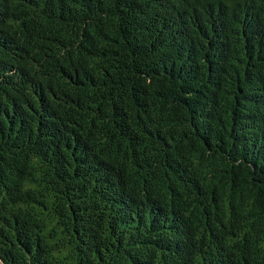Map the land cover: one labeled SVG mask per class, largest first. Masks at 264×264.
I'll return each instance as SVG.
<instances>
[{"label": "trees", "instance_id": "1", "mask_svg": "<svg viewBox=\"0 0 264 264\" xmlns=\"http://www.w3.org/2000/svg\"><path fill=\"white\" fill-rule=\"evenodd\" d=\"M0 264H264V0H0Z\"/></svg>", "mask_w": 264, "mask_h": 264}]
</instances>
